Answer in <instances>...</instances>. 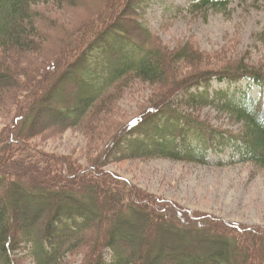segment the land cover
Returning a JSON list of instances; mask_svg holds the SVG:
<instances>
[{"label": "trees", "instance_id": "1", "mask_svg": "<svg viewBox=\"0 0 264 264\" xmlns=\"http://www.w3.org/2000/svg\"><path fill=\"white\" fill-rule=\"evenodd\" d=\"M48 1L80 2L0 0V108L15 114L13 127L0 133V264H24L23 247L38 264H66L82 251L86 264H264V227L217 222L202 213L190 220L184 206L132 194L119 181L124 176L116 173L117 180L98 169L134 157L208 163L221 144L234 145L243 162L264 166V71L241 64L180 79L179 63L194 62V49L181 54L157 43L141 19L146 0H112L98 19L68 37L58 57L43 59L49 35L41 6ZM231 4L203 0L196 8ZM137 79L169 90L110 137L95 167L36 142L37 132L95 130L106 102ZM217 79L230 87L213 98ZM246 80L251 88L259 85V97L242 89ZM182 101L192 107L219 103L244 129L220 127ZM19 167L28 169L30 180Z\"/></svg>", "mask_w": 264, "mask_h": 264}, {"label": "rangeland", "instance_id": "2", "mask_svg": "<svg viewBox=\"0 0 264 264\" xmlns=\"http://www.w3.org/2000/svg\"><path fill=\"white\" fill-rule=\"evenodd\" d=\"M111 1L80 0L79 4L43 2L41 7L46 15L42 23L49 35V46L43 59L58 57L59 49L68 37L79 34L90 21L98 19L107 11ZM202 1L146 0L144 3L141 19L154 29L159 45L180 52L188 47L194 49V62L182 59L179 63L180 79L210 67L239 68L241 64L264 71V0H232L228 7L210 5L196 8ZM244 84L242 89L250 90L255 97L261 95L259 85L251 88L249 80ZM238 86L235 85L234 91ZM229 87L230 82L215 80L213 98L216 91ZM165 90L169 88L161 83L134 80L122 90H117L114 98L106 102L99 114L102 120L96 123L98 127L95 130L77 126L66 131L37 132L36 142L43 150L62 158L72 157L81 161L85 168H93L110 137L124 129L135 116L145 112L164 95ZM181 106L220 127L237 132L244 129L245 123L219 103L200 107L183 103ZM51 115L57 116L54 112ZM14 121L15 114L0 108V133L10 130ZM236 154L234 145L225 147L221 144L208 163L165 156L134 157L109 160L98 169L104 173L108 171L116 179L118 175L124 176L126 180L119 178V181L132 194L138 190L140 195L153 198V202L160 203V198H163L184 206L191 211L186 215L190 220L202 213L209 219L219 220L217 222L225 223L227 220L245 227H264V166L243 162L242 155ZM98 169L93 171L97 173ZM17 170L30 178L28 169L19 167ZM40 178L38 175L36 180ZM174 213L175 217H183L179 212ZM109 251L112 258L114 250L110 248ZM20 256L24 264H38L29 248L23 247ZM86 260L87 252L82 251L71 255L66 264H86Z\"/></svg>", "mask_w": 264, "mask_h": 264}]
</instances>
